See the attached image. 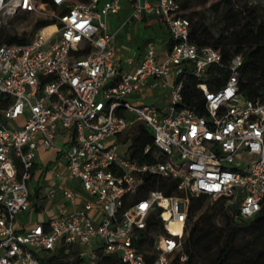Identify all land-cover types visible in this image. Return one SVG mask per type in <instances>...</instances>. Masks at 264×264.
<instances>
[{"label":"built area","instance_id":"1","mask_svg":"<svg viewBox=\"0 0 264 264\" xmlns=\"http://www.w3.org/2000/svg\"><path fill=\"white\" fill-rule=\"evenodd\" d=\"M125 1L131 18H159L172 45L158 61L147 44L140 62L127 60L120 73L107 19L122 0H0V264H40L45 252L77 244L94 255L88 264L98 255L120 264H186L191 199L223 200L234 219L252 218L264 205V99L239 93L242 57L231 58L215 91L199 85L205 115L181 108L184 69L202 79L209 67L222 66L219 53L190 41L176 0ZM148 79L151 89L168 93L166 111L125 100ZM135 122L151 133L149 162L130 157ZM59 132L67 135L59 148L66 176L57 174L47 195L58 190L71 210L20 231L36 152L56 147ZM160 186L174 190L165 195Z\"/></svg>","mask_w":264,"mask_h":264},{"label":"trees","instance_id":"2","mask_svg":"<svg viewBox=\"0 0 264 264\" xmlns=\"http://www.w3.org/2000/svg\"><path fill=\"white\" fill-rule=\"evenodd\" d=\"M176 1L190 22V41L198 47L210 46L222 60V66L209 67L202 79L195 78L190 67L184 69L179 78L183 84V100L179 107L191 109L199 116L205 115V101L199 85H205L210 91L223 85L229 73L227 65L237 55L243 59L238 75L239 93L250 102L264 99V17L257 8L247 6L252 0H219L210 5L214 11L222 12V27L217 36L212 34L198 12L210 0ZM241 3L244 4L237 5ZM171 44L170 39L168 46ZM0 100L6 104L5 100ZM147 145L154 150L150 131L139 127L132 140L131 159L149 162V155L144 154ZM173 187L158 188L165 195H171ZM152 188H156L154 183ZM207 199L199 196L190 201L184 242L186 264H264V205L250 222L245 223L244 219H234L237 212H230L223 200L204 206ZM39 261L40 264H88L76 245H62L53 252H45ZM96 264L120 262L116 257L98 255Z\"/></svg>","mask_w":264,"mask_h":264},{"label":"crops","instance_id":"3","mask_svg":"<svg viewBox=\"0 0 264 264\" xmlns=\"http://www.w3.org/2000/svg\"><path fill=\"white\" fill-rule=\"evenodd\" d=\"M123 11H125V13ZM121 12H123V14H121L122 16H118ZM119 13L117 15L110 16L107 19L108 31L114 34L113 46L116 52V62L119 72L123 73L129 69L126 66V61L129 59L132 60L135 65L140 62L147 44L150 43L153 45L151 39L152 35L155 38H158L161 35V50L155 51L157 54V60H164L171 48V46H168L169 40L171 38L163 22L153 15H145L141 20H135L131 18V9L127 1L122 2V7ZM133 20L135 22H133ZM142 25L143 29L149 33V37L147 39H138V33ZM167 80L168 82H172L174 80L173 75H170ZM151 82L152 80L148 79L146 81V86L143 87L139 92L135 93L134 98L136 100L139 98L141 101H148L150 103L148 105L155 106V103L158 99L153 93L154 90L157 89L150 88ZM166 110L167 108L161 111L164 112ZM66 141L67 135L64 132H59L54 141L56 147L50 150H44L42 148L37 150L36 162L30 172L29 180L30 183L35 184V187L33 189V193L29 191L30 208L26 212H38L40 213V219L35 221L32 219V215L30 214L27 219H18V217L22 214L19 215L16 220V225L20 231L29 229L36 224L45 223L49 221L50 218H53L57 215L60 216L71 210L67 201L60 196L58 190L56 191L55 198L53 199L48 198L47 195V192L50 188L57 187L59 184L56 175L59 174L61 177L66 176V163L59 152V148L63 146ZM66 183L76 191H80V185L78 181L70 180ZM57 204L61 205V207H58V214L56 211H54L57 207ZM82 204L83 201L80 200L79 206H82ZM46 214H48L50 217L47 221H44V215L46 216ZM92 214L93 212L91 215ZM76 246L79 248L80 244H77Z\"/></svg>","mask_w":264,"mask_h":264},{"label":"rangeland","instance_id":"4","mask_svg":"<svg viewBox=\"0 0 264 264\" xmlns=\"http://www.w3.org/2000/svg\"><path fill=\"white\" fill-rule=\"evenodd\" d=\"M219 0H210L208 2V4L203 7V8H200L198 9L199 11V14L203 15V19H204V23L206 24V26H208V28L210 29V31L212 32V34H214L215 36H217L219 30L221 29L222 27V23H221V13L220 11L216 12L214 11L213 9L210 8V5L211 4H214L216 2H218ZM122 2H125V0H122ZM244 3H241V4H237L238 6H242ZM247 6L248 7H255L257 8V10L260 12L261 16L264 17V0H252V1H249L247 2ZM100 7V5L98 6ZM125 13V11H123ZM123 12L119 13L118 16H122L121 14H123ZM133 22H135L133 20ZM149 37V33L147 31H145L143 29V25L141 26L140 30H139V33H138V39H147ZM152 39V43L154 45V48L156 51H159L161 50V47H162V42H161V35L158 37V38H155L153 35L151 37ZM155 97H157V102L155 103V106L160 109V110H163V109H166L168 107V93L165 92V91H160V90H154V93ZM135 96V93L134 94H131L129 95L128 97H126V101L128 103H130L131 105H141V104H150L148 101H141L139 98H137L138 100H136L134 98ZM129 118V115L127 116ZM145 124L143 122H135L134 125L128 129V132L131 131V130H137L139 127H144ZM127 134V132L125 134H123L121 136V140L119 142L120 146L118 148V151L120 153H123L124 150H125V144L121 145L123 142H126L125 140V135ZM111 144H114L115 142H117V139L116 138H113L111 141ZM27 187H28V190L33 193V189L35 187V184L34 183H30L28 182L27 183ZM214 203V200L213 199H207L206 202H205V205L204 206H207V205H210ZM62 204V202H61ZM58 207H61V205L57 204V207L54 211L57 212L58 214ZM32 215V219L33 220H38L40 219V216L38 212H33V211H29L28 213L27 212H24L22 213L21 216L18 217V219L22 218V219H27L30 215ZM58 216V215H57ZM49 215L46 214V216L44 215V221H47L49 219ZM51 219V218H50ZM252 218H248V219H244V222L245 223H248L251 221ZM98 245L97 244H93L92 245V250H97L98 249ZM80 248V252H81V257L86 261V262H89L90 259H92L94 257V255L92 254V252L90 251V248L88 247H85L84 245H80L79 246Z\"/></svg>","mask_w":264,"mask_h":264}]
</instances>
